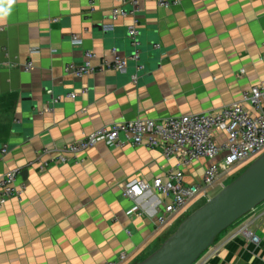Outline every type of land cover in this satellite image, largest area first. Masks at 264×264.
Segmentation results:
<instances>
[{"label": "crops", "instance_id": "0c3cea01", "mask_svg": "<svg viewBox=\"0 0 264 264\" xmlns=\"http://www.w3.org/2000/svg\"><path fill=\"white\" fill-rule=\"evenodd\" d=\"M124 1L0 0V176L26 171L18 178L22 195L0 207V264H105L120 252L128 255L121 264L143 260L199 202L158 226L157 207L168 199L149 191L131 200L123 189L165 179L176 160L160 148L100 142L38 171V154L120 120L218 109L264 85V0H180L169 9L140 0V61H129L124 74H66L64 65L82 62L88 50L95 65L111 58L112 47L133 53L127 27L134 16L111 18L116 7L131 11ZM28 60L33 67L25 71ZM71 92L74 99L52 102ZM207 164L184 168L185 183L199 181ZM136 204L141 215H129ZM247 222L258 245L234 236ZM202 264H264V203L218 235Z\"/></svg>", "mask_w": 264, "mask_h": 264}, {"label": "built area", "instance_id": "2783aa9c", "mask_svg": "<svg viewBox=\"0 0 264 264\" xmlns=\"http://www.w3.org/2000/svg\"><path fill=\"white\" fill-rule=\"evenodd\" d=\"M124 3L130 5L131 11L127 12L122 7H116L112 10L111 18L115 21L128 14L134 16L127 27L132 39L133 53L127 57L120 55L117 49L112 47L111 58L102 59L95 65L93 63L95 55L88 50L84 52L82 62H68L64 65L66 74L76 78L107 70L124 74L127 72L129 61L136 63L140 61L137 16L141 10L140 0H125ZM179 3L180 0H159L158 6L169 9ZM72 42L77 43L79 39L73 36ZM262 45L263 52L259 60L264 63V41ZM153 47L159 48V45L154 44ZM34 52L36 50L32 49L31 53ZM32 67L31 60L22 65L25 71L31 70ZM142 68L143 66H138L137 69ZM243 72L244 69H241L240 73ZM137 79L136 74L131 76L134 83ZM81 92L85 93L86 90ZM75 97V92L55 95L52 102L56 104L63 99ZM100 142L112 147L131 144L135 147L160 148L166 159L176 160L175 165L167 170L165 179L157 177L152 181L135 180L123 189V195L131 200H136L149 191L167 198V202L157 207L156 223L158 226H163L168 222L169 217L171 219L183 212L191 203L205 202L212 197L226 184L228 173L264 151V85H254L244 91L238 101L211 111L167 117L161 120H120L95 129L61 149H43L33 163L38 171H44L50 164L64 163L70 156L87 151ZM2 152H7L6 147L2 149ZM45 155L51 156L44 159ZM200 161L208 162L203 168L201 179L194 183H185L183 169ZM20 175L21 169H12L0 176V207L10 198L19 197L24 192L26 185L24 182H18ZM128 214L140 216V206L136 204L128 211ZM250 224V222L242 224L234 236H242L258 245L260 237L251 230ZM211 247L192 264H202L203 257ZM127 257L126 252H120L114 260L105 264H121Z\"/></svg>", "mask_w": 264, "mask_h": 264}, {"label": "water", "instance_id": "95a60500", "mask_svg": "<svg viewBox=\"0 0 264 264\" xmlns=\"http://www.w3.org/2000/svg\"><path fill=\"white\" fill-rule=\"evenodd\" d=\"M262 203L264 151L186 216L152 253L136 264H192L214 244L218 235Z\"/></svg>", "mask_w": 264, "mask_h": 264}, {"label": "rangeland", "instance_id": "374dc122", "mask_svg": "<svg viewBox=\"0 0 264 264\" xmlns=\"http://www.w3.org/2000/svg\"><path fill=\"white\" fill-rule=\"evenodd\" d=\"M256 157H254L253 159L248 160L247 162H245L243 165L239 166L238 168L232 170L230 173H228L227 178H226V184L229 183L233 178H235L243 169H245ZM196 202V201H195ZM195 202L191 203L189 206H191L192 204H194ZM203 203V201H200L198 205H195V207H199L201 204ZM195 207L192 208V210L186 215L188 216L194 209ZM196 207V208H197ZM185 216V217H186ZM184 217V218H185ZM183 218V219H184Z\"/></svg>", "mask_w": 264, "mask_h": 264}, {"label": "trees", "instance_id": "16d2710c", "mask_svg": "<svg viewBox=\"0 0 264 264\" xmlns=\"http://www.w3.org/2000/svg\"><path fill=\"white\" fill-rule=\"evenodd\" d=\"M216 240V239H215Z\"/></svg>", "mask_w": 264, "mask_h": 264}]
</instances>
